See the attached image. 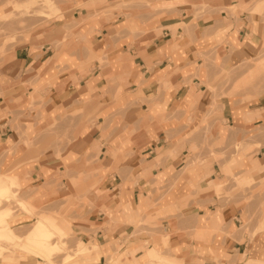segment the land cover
<instances>
[{"label": "crops", "instance_id": "1", "mask_svg": "<svg viewBox=\"0 0 264 264\" xmlns=\"http://www.w3.org/2000/svg\"><path fill=\"white\" fill-rule=\"evenodd\" d=\"M24 1L0 0V177L32 208L75 196L72 176L96 180L71 220L87 247L71 263L154 248L178 264H264V90L237 99L224 82L264 48V0L10 4ZM230 174L242 186L225 199ZM33 220L7 218L17 232Z\"/></svg>", "mask_w": 264, "mask_h": 264}, {"label": "rangeland", "instance_id": "2", "mask_svg": "<svg viewBox=\"0 0 264 264\" xmlns=\"http://www.w3.org/2000/svg\"><path fill=\"white\" fill-rule=\"evenodd\" d=\"M37 3L36 0H25L22 3H15L11 4L12 8H16L20 14L25 15L28 14L31 11V6L35 5ZM49 1L46 0L42 1V4L45 6ZM48 6L51 8V3L48 4ZM55 8V7H54ZM22 9V10H20ZM229 11H233L234 7L228 8ZM13 13L6 15V18L12 19ZM172 30L175 31V26L172 27ZM262 61V67L254 74L253 68L254 65L258 61ZM241 71L242 74L241 77L232 79L230 78L234 72ZM225 79L224 82L226 84H229V90L226 92L227 95L233 98L237 99H248L251 96L257 95L259 92L264 90V48L259 50L255 57L250 58L248 60H244L241 64L237 65L236 67H233L230 71L224 73ZM205 138L203 139L204 142L202 145H207L206 142V132ZM29 143H26L28 145ZM232 149L235 152H238L242 148V143L239 142H233L232 143ZM209 150H212L209 147ZM203 161L199 160L198 162ZM227 174L228 172L225 171ZM62 177V176H61ZM68 177V176H67ZM230 179V180H229ZM69 184L72 188L76 189L75 196H60L59 200L51 201V202H45L42 206L37 208H30L32 216H40L41 214H47L52 216L56 223L59 225H62L66 228V234H60L56 233L55 237L53 238L54 241L61 242L62 240L65 242V245L63 246L62 250H58L52 256L50 257L51 263L50 264H68L69 262L75 260L78 256L74 255L76 253V249L80 247L81 245L84 246L80 238L78 237V234H76L75 229L73 227V223L71 220L73 218H76L78 216V209H80L78 205L87 204L88 201L86 200V194L88 192L87 190H83V188H90L95 183V179L92 176L82 175L78 174L75 176L70 177ZM230 183L231 189H225L227 184ZM89 186V187H87ZM12 190L16 193H12L10 197V202H14L16 199H19V185L17 183H12ZM58 185L63 186L62 181L60 178L58 179ZM219 187L215 189L216 193L221 196L224 195L225 199H230L233 192L237 191L241 186L242 183H240L236 176L229 175V178H224L223 180L219 181ZM13 187H16L13 189ZM253 195L252 192H249V197L251 198ZM14 196V197H13ZM22 200V199H21ZM24 201V200H23ZM9 202V203H10ZM25 202V201H24ZM8 203V202H7ZM26 203V202H25ZM28 204V203H26ZM16 205V203H15ZM15 207H18L17 205ZM69 216V219L67 217ZM67 221H66V220ZM33 222H30L29 225H26L24 227H21L17 234L20 238H17L13 240V242H8L5 239L0 237V263L3 262H13L14 264H37V263H43L44 260H40L35 257L33 254H28L27 250H23L22 245L25 240L26 232L30 228ZM243 229H246L250 232V224L249 223H243L242 225ZM258 230V227H254V229L251 230V232H255ZM156 254H151L149 252V249L146 250L145 255L139 260V262H143L142 260H147L146 264H178L176 262L181 261L177 258L162 254L156 250ZM66 253H72L73 258L69 260L68 263H65L63 261V255ZM128 251L119 252L118 250H113L109 253V255L106 258V261L104 264H108V260H113L114 258H119L120 261L124 264L128 263L129 261H132L134 258L133 256L131 259L127 258ZM77 256V257H76ZM10 260V261H9ZM144 260V261H145ZM45 262V261H44ZM139 262H136L135 264H139ZM247 262L246 264H248Z\"/></svg>", "mask_w": 264, "mask_h": 264}, {"label": "bare ground", "instance_id": "3", "mask_svg": "<svg viewBox=\"0 0 264 264\" xmlns=\"http://www.w3.org/2000/svg\"><path fill=\"white\" fill-rule=\"evenodd\" d=\"M7 176L4 178L0 177V204L1 203L3 204L4 201L9 203L11 195L15 193L11 188L13 186L12 183H16V179ZM15 203L18 206V208L31 214L30 208H32V206H29L21 199H16ZM1 205H0V237L8 242H13V240L20 237L17 234L16 228L14 229L8 223L7 218L13 214L15 206L12 207L8 204L7 206L3 205L4 206L3 207ZM56 233L66 234V228L62 225L57 224L52 216L47 214H41L36 218V220L27 230L22 248L23 250H27L28 254H33L35 255L36 258L45 261V262L43 261V263L40 262L37 264H50L52 260L50 259V257L52 256V254H54L58 250H62L63 246L65 245V242L63 240L61 242L54 241L53 238L55 237ZM86 249L87 247L85 245L84 246L81 245L76 249V253L74 255H78L83 251H85ZM149 252L151 254L157 253L156 249L154 248H149ZM72 258H73L72 253H66L63 255V261L65 263H68L69 260H71ZM0 264H14V263L2 261ZM68 264H72V263L69 262ZM140 264H146V263H140Z\"/></svg>", "mask_w": 264, "mask_h": 264}]
</instances>
